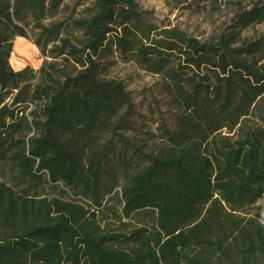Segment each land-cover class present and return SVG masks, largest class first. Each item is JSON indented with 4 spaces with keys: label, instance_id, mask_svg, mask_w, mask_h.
<instances>
[{
    "label": "trees",
    "instance_id": "1",
    "mask_svg": "<svg viewBox=\"0 0 264 264\" xmlns=\"http://www.w3.org/2000/svg\"><path fill=\"white\" fill-rule=\"evenodd\" d=\"M67 1L0 0V264H264V39L242 38L264 5L201 41L135 0ZM119 64L159 79L156 135Z\"/></svg>",
    "mask_w": 264,
    "mask_h": 264
},
{
    "label": "rangeland",
    "instance_id": "2",
    "mask_svg": "<svg viewBox=\"0 0 264 264\" xmlns=\"http://www.w3.org/2000/svg\"><path fill=\"white\" fill-rule=\"evenodd\" d=\"M94 0H69L61 11L58 19L83 17L88 8H92ZM139 7L154 14V20L160 27L176 28L201 41L217 37L223 32H228L234 24L237 15L249 11L255 6H263L264 0H135ZM244 41H258L264 39V23L249 28L242 34ZM28 42V41H27ZM31 44L30 42H28ZM32 45V44H31ZM15 46V44H14ZM34 46V45H33ZM19 56L11 65L22 63ZM16 62V63H15ZM43 63V59L37 49L33 53L32 61H26L22 65L34 67L37 71ZM119 79L128 86L141 124L146 125L145 132L157 133L159 119L164 116L171 122V114L167 111L166 104L157 105L154 96L159 89V79L139 70L134 65H117L115 73ZM161 101L163 97H159ZM152 105V108L150 106ZM149 112V113H147ZM155 112L156 116H149ZM156 135V134H155ZM149 141V136H145ZM264 216V199L257 206Z\"/></svg>",
    "mask_w": 264,
    "mask_h": 264
},
{
    "label": "bare ground",
    "instance_id": "3",
    "mask_svg": "<svg viewBox=\"0 0 264 264\" xmlns=\"http://www.w3.org/2000/svg\"><path fill=\"white\" fill-rule=\"evenodd\" d=\"M23 42L24 46L20 47V43ZM37 51V48L27 42V40H18L15 43L13 54L11 57V63L12 61H16V57L19 56L21 59L26 61H32L33 59V53ZM16 63V62H15ZM21 63H16V68L21 67Z\"/></svg>",
    "mask_w": 264,
    "mask_h": 264
},
{
    "label": "crops",
    "instance_id": "4",
    "mask_svg": "<svg viewBox=\"0 0 264 264\" xmlns=\"http://www.w3.org/2000/svg\"><path fill=\"white\" fill-rule=\"evenodd\" d=\"M19 39H20V40H23V38H17V39L15 40L14 44H15ZM24 40H25V39H24ZM23 46H24V43L21 42V43H20V47H23ZM20 61L22 62L21 64H23V63L26 62V60H23V59H21ZM27 66H29V65L25 64V65H21V67L16 68V67H13V65H12V67L14 68L15 71H21V70H23L24 68H26ZM30 67H32V66H30ZM32 68H34V67H32ZM34 70H35V69H34Z\"/></svg>",
    "mask_w": 264,
    "mask_h": 264
},
{
    "label": "water",
    "instance_id": "5",
    "mask_svg": "<svg viewBox=\"0 0 264 264\" xmlns=\"http://www.w3.org/2000/svg\"><path fill=\"white\" fill-rule=\"evenodd\" d=\"M36 74V73H35Z\"/></svg>",
    "mask_w": 264,
    "mask_h": 264
}]
</instances>
